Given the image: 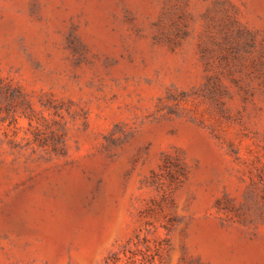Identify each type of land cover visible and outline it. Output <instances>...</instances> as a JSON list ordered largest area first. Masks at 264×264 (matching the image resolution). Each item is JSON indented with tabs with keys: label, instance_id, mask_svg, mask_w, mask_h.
Wrapping results in <instances>:
<instances>
[{
	"label": "rangeland",
	"instance_id": "1",
	"mask_svg": "<svg viewBox=\"0 0 264 264\" xmlns=\"http://www.w3.org/2000/svg\"><path fill=\"white\" fill-rule=\"evenodd\" d=\"M0 264H264V0H0Z\"/></svg>",
	"mask_w": 264,
	"mask_h": 264
}]
</instances>
